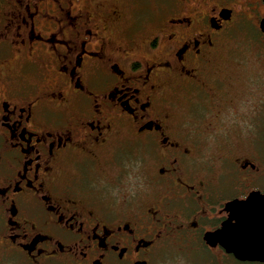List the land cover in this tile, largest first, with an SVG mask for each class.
<instances>
[{"label": "flooded vegetation", "instance_id": "flooded-vegetation-1", "mask_svg": "<svg viewBox=\"0 0 264 264\" xmlns=\"http://www.w3.org/2000/svg\"><path fill=\"white\" fill-rule=\"evenodd\" d=\"M263 17L264 0H0V264H264L234 242L264 196V90L208 67L241 18L264 46Z\"/></svg>", "mask_w": 264, "mask_h": 264}, {"label": "rangeland", "instance_id": "rangeland-1", "mask_svg": "<svg viewBox=\"0 0 264 264\" xmlns=\"http://www.w3.org/2000/svg\"><path fill=\"white\" fill-rule=\"evenodd\" d=\"M5 13L9 12L5 11ZM245 18L234 22L232 27L223 32L222 39L219 41L222 44L225 43L230 50L225 51L223 48L221 52L214 54L208 67L217 72L214 75L218 77V81H223L225 84L228 82L227 89H238L237 92L264 90V46H261V42L258 41L260 37H258L257 27L253 25L256 23L255 20L245 21ZM9 63L11 64L12 61L9 60ZM205 73L209 76L208 72ZM217 77L210 78L215 81ZM204 78L205 74L202 75L203 81H205ZM172 85L174 87L170 95L175 94V98L194 95L191 85L186 81H181V85L179 82ZM207 153H213V150L207 151L206 155Z\"/></svg>", "mask_w": 264, "mask_h": 264}, {"label": "water", "instance_id": "water-1", "mask_svg": "<svg viewBox=\"0 0 264 264\" xmlns=\"http://www.w3.org/2000/svg\"><path fill=\"white\" fill-rule=\"evenodd\" d=\"M260 29L264 32V17L260 21ZM264 205L263 198L252 194L240 203L242 217H239V229L241 235L234 239L235 244L242 247V258L250 260L264 259V214L257 210V207Z\"/></svg>", "mask_w": 264, "mask_h": 264}]
</instances>
